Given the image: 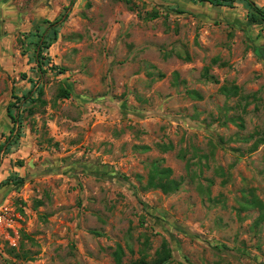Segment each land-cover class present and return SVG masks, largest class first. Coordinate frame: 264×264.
Listing matches in <instances>:
<instances>
[{
	"label": "rangeland",
	"instance_id": "obj_1",
	"mask_svg": "<svg viewBox=\"0 0 264 264\" xmlns=\"http://www.w3.org/2000/svg\"><path fill=\"white\" fill-rule=\"evenodd\" d=\"M12 102L0 264H130L164 241L169 264H264V21L244 0H0V144ZM156 165L178 189L147 185Z\"/></svg>",
	"mask_w": 264,
	"mask_h": 264
},
{
	"label": "trees",
	"instance_id": "obj_2",
	"mask_svg": "<svg viewBox=\"0 0 264 264\" xmlns=\"http://www.w3.org/2000/svg\"><path fill=\"white\" fill-rule=\"evenodd\" d=\"M195 1L209 2L215 6H228L231 4V0H195ZM244 1H245L246 6L250 9L252 20L254 22L264 21V9L262 7H259L252 0H244ZM52 31L55 37V35H57V29L53 28ZM35 36L38 38L37 40H33V43L35 45L34 57H35L36 62L38 63L39 68L43 71L44 70L43 65L45 63L44 62L45 57L43 54V50L48 49L51 46L52 34L49 33V34L44 35V33L38 31V33L35 34ZM38 91H39V94L37 97H33V95H31L32 94L31 90L28 91L26 94H24L23 97H19L17 95L14 97L19 102H22L23 99H26L25 101L29 103L39 102L40 104H45L46 101L42 99L43 88L40 87ZM222 91L227 93L229 90L223 87ZM192 93H193L192 95H196L197 97H200V95L197 92H192ZM69 94H70V91L67 88H64V87L60 88V92H59L60 96L68 97ZM20 107L21 106L17 105L16 102L10 103L7 107V115L11 119L13 126L11 127L10 134L6 138L5 142L3 144H0V157H1L2 152L7 153L11 149V146L14 144V142H17L21 136L20 111L18 110V112L16 113L14 112V108L20 109ZM160 146L163 147V149L165 150L173 148L172 144H166V145H160ZM113 172L116 173L120 177V179H122L125 182L129 183L132 180L131 177L127 174H123L117 170H113ZM172 173H173V170L171 167H161L160 168L159 166L156 165L154 169L150 171L147 185L150 187L160 188L162 189V191L166 193L174 191L179 188L180 183L171 178ZM136 177L139 179H142V176L140 174H137ZM5 183L6 182H2L0 186ZM123 256H124V250L121 246H119L115 252V259L118 264H122ZM146 256L147 254H144V257H142L141 260L132 262L130 264H137L139 262L145 263V264H169L172 258V250L169 247L168 243L164 241L161 248L157 250L156 257L153 260L147 261L145 259ZM179 264H183V263H179Z\"/></svg>",
	"mask_w": 264,
	"mask_h": 264
}]
</instances>
